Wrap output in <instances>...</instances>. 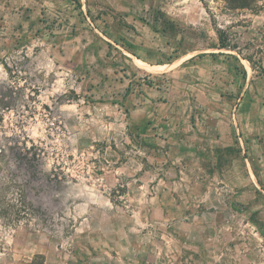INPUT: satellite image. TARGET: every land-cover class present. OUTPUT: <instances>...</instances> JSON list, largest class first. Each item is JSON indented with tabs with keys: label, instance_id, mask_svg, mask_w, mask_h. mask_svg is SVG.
<instances>
[{
	"label": "rangeland",
	"instance_id": "1",
	"mask_svg": "<svg viewBox=\"0 0 264 264\" xmlns=\"http://www.w3.org/2000/svg\"><path fill=\"white\" fill-rule=\"evenodd\" d=\"M250 8L0 0V264H156L145 239L137 258L129 241L115 258L106 240L130 215L126 161L162 168L129 113L225 94L231 77L212 66L220 54L250 58L253 77L264 75V29L250 16L258 3ZM216 30L238 52L217 49ZM112 213L125 220L113 226Z\"/></svg>",
	"mask_w": 264,
	"mask_h": 264
},
{
	"label": "crops",
	"instance_id": "2",
	"mask_svg": "<svg viewBox=\"0 0 264 264\" xmlns=\"http://www.w3.org/2000/svg\"><path fill=\"white\" fill-rule=\"evenodd\" d=\"M257 3L251 23L264 29V0ZM220 55L212 66L224 69L216 77H231L225 94L210 88L204 100L186 99L183 111L173 103L138 114L132 107L130 121L162 168L126 161L120 179L129 182L130 215L107 216L113 226L124 221L106 239L115 258L127 241L137 258L145 239L156 264H264V86L255 87L264 75ZM109 205L104 198L102 207Z\"/></svg>",
	"mask_w": 264,
	"mask_h": 264
},
{
	"label": "trees",
	"instance_id": "3",
	"mask_svg": "<svg viewBox=\"0 0 264 264\" xmlns=\"http://www.w3.org/2000/svg\"><path fill=\"white\" fill-rule=\"evenodd\" d=\"M72 1L75 2V0H72ZM258 1H260V0H225L227 8H229L231 10H234V9H246V10L248 9V10H250L251 4L257 3ZM76 4H78V3L76 2ZM216 35H217L218 42H219L218 45L216 46L217 49H227V50H232V51L238 52L237 46H235V45L230 46L227 44L224 32L222 30H216ZM202 55H204V54H202ZM243 59L247 60L250 63L251 67L254 68V64L250 60V58L245 57ZM232 151H233L232 148L224 149V152H232ZM11 206L12 205H8V207H11Z\"/></svg>",
	"mask_w": 264,
	"mask_h": 264
}]
</instances>
